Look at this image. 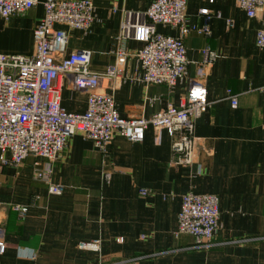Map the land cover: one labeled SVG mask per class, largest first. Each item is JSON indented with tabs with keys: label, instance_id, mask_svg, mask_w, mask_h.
I'll return each instance as SVG.
<instances>
[{
	"label": "crops",
	"instance_id": "0c3cea01",
	"mask_svg": "<svg viewBox=\"0 0 264 264\" xmlns=\"http://www.w3.org/2000/svg\"><path fill=\"white\" fill-rule=\"evenodd\" d=\"M42 1L23 16L0 18V54H32ZM92 1L95 21L87 32L59 27L66 33L64 55L91 52L96 72L118 63L120 84H101L126 119L178 106L190 81L203 83L209 107L195 123L196 165L173 166L171 138L151 127L139 143L115 135L105 153L74 135L51 168V183L63 187L59 196L33 179L34 163L44 160L28 157L17 167L0 165V228L6 243L0 264H264V51L255 43L264 13L248 18L234 0H188L191 31L184 45L190 64L184 80L170 90L146 87L132 53L118 61L112 52L124 11H144L152 0ZM201 10H208L207 18ZM205 24L208 37L192 29ZM156 29L175 35L168 27ZM126 46L132 52L142 45L130 40ZM205 47L217 57L201 78ZM57 83L60 106L83 113L87 92L73 90L67 78ZM230 96H236L235 109ZM0 156L9 158L1 151ZM106 172L109 183L102 179ZM141 189L148 194L140 195ZM188 192L218 197L219 229L209 248L196 247L191 236H174L181 197ZM14 206L26 207L25 215ZM95 239L101 240L99 257L77 249Z\"/></svg>",
	"mask_w": 264,
	"mask_h": 264
},
{
	"label": "built area",
	"instance_id": "2783aa9c",
	"mask_svg": "<svg viewBox=\"0 0 264 264\" xmlns=\"http://www.w3.org/2000/svg\"><path fill=\"white\" fill-rule=\"evenodd\" d=\"M187 1L152 0L144 11H124L112 52L118 61L132 53L142 70L139 81L146 87L165 86L172 90L186 77L190 63L184 39L191 31L186 21ZM234 1L248 18H254L258 12L264 13V0ZM37 4V0H0V18L7 21L23 16ZM40 5L42 17L33 30L32 54H0V151L9 154V158L0 156V165L17 167L28 157L44 160L43 165L34 163L33 179L46 185L50 195L59 196L63 187L51 183V168L74 135H80L105 153L115 135L139 143L150 127L164 130L171 138L173 166L196 165L199 140L194 136V128L209 107L206 86L190 81L178 106L168 104L148 118H122L112 93L105 92L101 84L103 80H115L120 84L118 63L96 72L91 69V52L64 55L66 33L59 27L87 32L95 21L93 1L44 0ZM200 14L207 18L209 13L201 10ZM158 25L172 29L175 35L158 32ZM192 29L205 37L210 34L207 24ZM130 40L142 46L130 52L126 46ZM255 43L264 51V19ZM216 57L208 47L201 50L198 64L201 78L206 77L205 71ZM61 78H67L73 90L87 92V107L83 113H68L60 106L62 87L57 82ZM260 93L264 105V85ZM229 98L235 109L236 96ZM110 178L111 173H102L105 183H109ZM139 194L146 196L148 191L141 189ZM13 208L20 216L27 211L26 207ZM219 215L216 195L188 192L181 197L174 236H191L196 247L209 248L219 229ZM5 249L0 228V255ZM77 249L99 257L101 240L78 243Z\"/></svg>",
	"mask_w": 264,
	"mask_h": 264
}]
</instances>
